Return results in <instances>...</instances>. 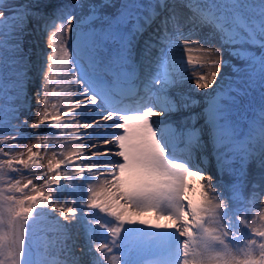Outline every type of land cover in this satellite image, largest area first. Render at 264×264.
Here are the masks:
<instances>
[{"label": "snow or ice", "instance_id": "obj_1", "mask_svg": "<svg viewBox=\"0 0 264 264\" xmlns=\"http://www.w3.org/2000/svg\"><path fill=\"white\" fill-rule=\"evenodd\" d=\"M6 127L0 264H264V0H0Z\"/></svg>", "mask_w": 264, "mask_h": 264}, {"label": "rangeland", "instance_id": "obj_2", "mask_svg": "<svg viewBox=\"0 0 264 264\" xmlns=\"http://www.w3.org/2000/svg\"><path fill=\"white\" fill-rule=\"evenodd\" d=\"M6 2L15 3V2H17V0H6ZM20 2H22V0H20ZM209 32H210L209 26H205L204 29L200 32V35H204V34H207ZM194 55H197V53H194ZM224 56L226 59H232L231 57L228 56L227 52H225ZM233 63H238V61L233 59ZM197 98H199V97H197ZM198 110H199V108L194 109V111H198ZM28 114L29 113H27V112L25 113V115H28ZM45 130H46L45 126H41V131L44 132ZM27 131L30 132L31 130L28 129ZM12 134L13 133H12L11 129L6 127L3 132H0V138L3 139V138H5L9 135H12ZM36 142H37V137H33V136H29L28 139L20 141L22 147H27L29 145L36 143ZM41 155H45V153L42 152ZM44 162L46 163V160ZM66 195H68V194H66ZM68 198L70 199L71 196L69 195ZM259 211L260 210L257 207H253V213L252 214H253L254 218H255L257 212H259ZM83 238H84L83 235H81L80 239H83ZM33 239H34L35 243L38 245L39 253H45L46 252V245L52 239V236H51V234H49L47 232L37 231L35 233V236ZM47 254H48V258L50 260L62 259V257H60L55 252L54 248L48 247L47 248Z\"/></svg>", "mask_w": 264, "mask_h": 264}, {"label": "bare ground", "instance_id": "obj_3", "mask_svg": "<svg viewBox=\"0 0 264 264\" xmlns=\"http://www.w3.org/2000/svg\"><path fill=\"white\" fill-rule=\"evenodd\" d=\"M59 22L60 21H58L57 23H59ZM249 194H250V190H249ZM255 207H257L260 211H264V198L258 200ZM252 213H253V207H252L251 212H250V219L254 218ZM141 254H143V253H141Z\"/></svg>", "mask_w": 264, "mask_h": 264}, {"label": "water", "instance_id": "obj_4", "mask_svg": "<svg viewBox=\"0 0 264 264\" xmlns=\"http://www.w3.org/2000/svg\"><path fill=\"white\" fill-rule=\"evenodd\" d=\"M34 251H35V249H34Z\"/></svg>", "mask_w": 264, "mask_h": 264}]
</instances>
